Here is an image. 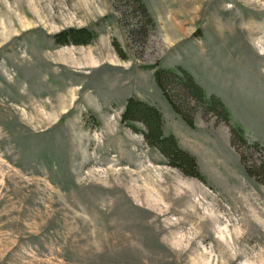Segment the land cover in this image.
Returning a JSON list of instances; mask_svg holds the SVG:
<instances>
[{
    "label": "rangeland",
    "instance_id": "374dc122",
    "mask_svg": "<svg viewBox=\"0 0 264 264\" xmlns=\"http://www.w3.org/2000/svg\"><path fill=\"white\" fill-rule=\"evenodd\" d=\"M143 1L154 23L136 0H0V264H264V0ZM70 27L97 35L57 44ZM176 67L231 120L159 86ZM129 97L206 181L122 121Z\"/></svg>",
    "mask_w": 264,
    "mask_h": 264
},
{
    "label": "trees",
    "instance_id": "16d2710c",
    "mask_svg": "<svg viewBox=\"0 0 264 264\" xmlns=\"http://www.w3.org/2000/svg\"><path fill=\"white\" fill-rule=\"evenodd\" d=\"M136 1L140 4L143 12L151 19L152 23H154L144 1ZM96 35V32L88 27H70L56 33L54 39L55 42L60 45H79L90 43ZM116 49L118 52H122L120 46L117 44ZM155 77L161 87L165 86L166 81H175L184 89L188 90L199 103L207 105V107L213 110L219 117L226 121L231 120L232 111L230 107L225 105L216 95H208L187 70L181 67L160 68L156 70ZM122 121L135 132L142 134L150 145L158 147V149L169 158L171 165L177 166L188 175L206 181L199 170L195 157L179 146L177 138L173 134L165 132L162 113L157 107L138 98L129 97L122 114ZM232 132L234 137L246 140L245 127L238 121L233 124ZM245 167L248 175L254 174L250 166ZM259 167L264 173V162H262Z\"/></svg>",
    "mask_w": 264,
    "mask_h": 264
}]
</instances>
